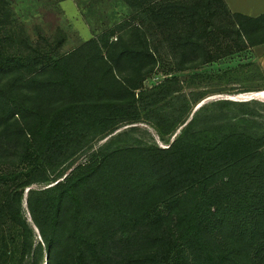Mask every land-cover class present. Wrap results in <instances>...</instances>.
<instances>
[{
	"label": "trees",
	"instance_id": "16d2710c",
	"mask_svg": "<svg viewBox=\"0 0 264 264\" xmlns=\"http://www.w3.org/2000/svg\"><path fill=\"white\" fill-rule=\"evenodd\" d=\"M127 1L116 40L90 36L27 73L0 62V143L31 161L0 170V263L264 264V100L196 107L219 91L193 86L200 72L142 84L264 44V13ZM140 117L164 145L123 127Z\"/></svg>",
	"mask_w": 264,
	"mask_h": 264
},
{
	"label": "rangeland",
	"instance_id": "374dc122",
	"mask_svg": "<svg viewBox=\"0 0 264 264\" xmlns=\"http://www.w3.org/2000/svg\"><path fill=\"white\" fill-rule=\"evenodd\" d=\"M132 15L133 10L127 0H0V62L18 59L22 70L27 73L49 58L77 47L90 36L110 33L111 39L116 40L121 33L120 25L134 21ZM219 15H225L224 8ZM226 70L234 71L223 74ZM195 72L206 77L198 78L193 86H202L207 82L210 88L219 90L204 99L225 96L242 99L239 96H247L255 91L253 88L264 86V79L261 78L264 76L263 47L239 48L236 53L194 69L171 73L154 69L143 77L142 84L143 87H150L165 78L182 81ZM189 88L185 86L186 90ZM130 125L140 127L135 131L137 134H143L142 130L147 128L158 139L154 127L143 117L123 127ZM159 143L164 145L161 141ZM14 149L8 143H0V170L19 169L31 164L29 158L18 161L20 156L15 155ZM81 158L75 157L74 163ZM3 193L4 189L0 186V197ZM8 224L0 211V236L7 232Z\"/></svg>",
	"mask_w": 264,
	"mask_h": 264
},
{
	"label": "crops",
	"instance_id": "0c3cea01",
	"mask_svg": "<svg viewBox=\"0 0 264 264\" xmlns=\"http://www.w3.org/2000/svg\"><path fill=\"white\" fill-rule=\"evenodd\" d=\"M231 11L249 16H259L264 13V0H224ZM263 47L264 44L257 45Z\"/></svg>",
	"mask_w": 264,
	"mask_h": 264
},
{
	"label": "bare ground",
	"instance_id": "6f19581e",
	"mask_svg": "<svg viewBox=\"0 0 264 264\" xmlns=\"http://www.w3.org/2000/svg\"><path fill=\"white\" fill-rule=\"evenodd\" d=\"M252 96H254V97H257V98H261V99H263L264 100V90L263 91H261V92H252V93H248V95L247 96H239L240 98H244V99H249V98H251ZM246 97H248V98H246Z\"/></svg>",
	"mask_w": 264,
	"mask_h": 264
},
{
	"label": "water",
	"instance_id": "95a60500",
	"mask_svg": "<svg viewBox=\"0 0 264 264\" xmlns=\"http://www.w3.org/2000/svg\"><path fill=\"white\" fill-rule=\"evenodd\" d=\"M262 90H256V91H254V92H261ZM226 97V96H225ZM254 97V96H253ZM252 97V98H253ZM226 98H229V99H234V100H244V99H239V98H234V97H230V96H228V97H226ZM257 98V97H256ZM206 99H209V98H206ZM206 99H204V100H202L201 102H199L197 105H196V107H198L202 102H204Z\"/></svg>",
	"mask_w": 264,
	"mask_h": 264
},
{
	"label": "built area",
	"instance_id": "2783aa9c",
	"mask_svg": "<svg viewBox=\"0 0 264 264\" xmlns=\"http://www.w3.org/2000/svg\"><path fill=\"white\" fill-rule=\"evenodd\" d=\"M243 97H244V96H243ZM252 97H253V96H252ZM252 97H251V98H252ZM246 98H248V97H246ZM242 99H244V98H242Z\"/></svg>",
	"mask_w": 264,
	"mask_h": 264
}]
</instances>
